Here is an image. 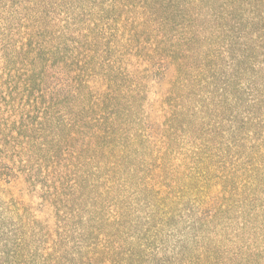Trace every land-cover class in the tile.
<instances>
[{"label": "trees", "instance_id": "16d2710c", "mask_svg": "<svg viewBox=\"0 0 264 264\" xmlns=\"http://www.w3.org/2000/svg\"><path fill=\"white\" fill-rule=\"evenodd\" d=\"M180 7L0 0V188L41 171L44 206L63 207L44 242L6 232L23 205L2 207L0 264H264V28L250 12L241 121L212 110L210 137L179 147L209 68L189 64Z\"/></svg>", "mask_w": 264, "mask_h": 264}, {"label": "rangeland", "instance_id": "374dc122", "mask_svg": "<svg viewBox=\"0 0 264 264\" xmlns=\"http://www.w3.org/2000/svg\"><path fill=\"white\" fill-rule=\"evenodd\" d=\"M193 1L179 0L180 8L185 11L184 25H180L182 23L180 22L174 28L177 33L183 31L187 37V41L184 42V51H190L186 53L191 57L189 64L195 69L200 65L203 67L209 65V68L201 70L203 73L200 70V72H195V74L201 75V78L196 86L189 91V101L186 99L184 102L187 110L182 115V120H184L186 117L191 119L190 116L193 114L190 122H194L191 123L190 127H187L188 129H184L185 132L179 134L184 143L179 147L185 146L200 137H210L207 132L210 130V124L215 120L211 123L204 121L202 124V117H206L208 114L212 116L219 109L222 111V115L217 114L224 118L223 130L232 127L231 120L233 115L235 116V109L238 112V119L241 121L244 112L243 93L246 79L244 44L248 31H250L248 30L249 23L253 19L252 16L250 18V12L255 11L257 19L261 18L262 21H255L252 31L257 32V30L264 28V1H260L259 6L258 3L250 4L246 0H203L200 4H197L196 0L193 4ZM172 28L168 27L167 29L173 32ZM210 68L213 69L210 71ZM212 75H216L215 78H212ZM203 79H209V81L206 83L203 82ZM159 91L161 89L157 87L150 89L147 94L149 106L156 99L155 94ZM210 92H213L215 99L220 102L218 109L214 108L215 105L211 100L214 99L213 96L209 100L207 98ZM207 105L210 106L205 109ZM151 109L148 108L147 111L150 112ZM40 172L32 173L36 179L34 185H31L33 178L25 176L14 187L4 186L0 188V212L2 207H7V210L12 207V201L23 205L21 206L23 219H17V222L12 225L13 220L9 214L10 217L5 223V231L9 232L14 227L24 225L25 231L35 235L30 239L44 242L48 240L49 235L57 233L58 220L55 217L63 207L52 208L48 211L44 206V201L41 198L44 186L39 181L42 177ZM73 222L70 223V230L66 233L69 237H71V231L76 228V224ZM72 235H76L75 231L72 232Z\"/></svg>", "mask_w": 264, "mask_h": 264}]
</instances>
